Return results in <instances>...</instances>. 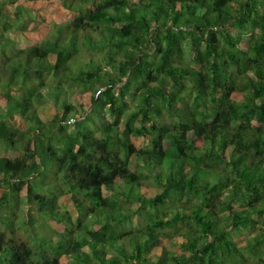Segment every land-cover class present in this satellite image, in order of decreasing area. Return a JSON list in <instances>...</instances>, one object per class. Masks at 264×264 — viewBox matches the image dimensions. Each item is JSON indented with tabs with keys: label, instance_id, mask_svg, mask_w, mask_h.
Here are the masks:
<instances>
[{
	"label": "trees",
	"instance_id": "1",
	"mask_svg": "<svg viewBox=\"0 0 264 264\" xmlns=\"http://www.w3.org/2000/svg\"><path fill=\"white\" fill-rule=\"evenodd\" d=\"M33 1L0 0V264H264V0H57L20 46Z\"/></svg>",
	"mask_w": 264,
	"mask_h": 264
},
{
	"label": "rangeland",
	"instance_id": "2",
	"mask_svg": "<svg viewBox=\"0 0 264 264\" xmlns=\"http://www.w3.org/2000/svg\"><path fill=\"white\" fill-rule=\"evenodd\" d=\"M25 9L26 10H22L19 11L20 12V17L22 16L24 19H34V23L33 26H35L34 28H30V26L32 24L27 23V27L26 29H24V31H20L18 29H13V28H9L12 29L10 32H8V34L12 37L15 38L19 45L22 46L24 44L27 43H33L34 41L40 40L42 37H45L49 32L52 31L53 26L57 23H60L62 21H66L70 18L71 15H73L74 13H76L75 10L71 11L69 9H65V8H61L58 1L57 0H37V1H33L32 4L29 3H25ZM28 10V11H27ZM10 11H12V7H10ZM10 11H7V13H10ZM29 12V14H25V12ZM11 23V21H9ZM1 28V26H0ZM183 45L186 46L185 42L182 43ZM241 44L243 45V42L241 41ZM187 48V46H186ZM190 56V53L188 52L185 56H184V60L188 61ZM72 91V92H71ZM66 95L68 94H74L76 98H83L84 100L88 101L89 99V95H90V91L89 90H81V88L77 87V86H72L71 85V89L69 88L68 91L65 93ZM234 97H240L239 94L237 93H233ZM124 100L126 102V106H123L122 108L125 109V112H127L129 109H134L136 107V105L134 104V100L133 98H130L129 95H126L124 97ZM52 105H45L43 106V110H47L48 112L52 111ZM93 111H99L98 109H92ZM102 112V111H101ZM125 115V114H124ZM124 115H120V121L123 124V118ZM174 115L176 116V118L178 120H185L188 119L187 117H185L183 115L182 112L176 111L174 110ZM109 120L110 119H115L114 116H109L107 117ZM121 124V125H122ZM133 143L135 145H139V141L140 139L137 137H131L130 138ZM17 152L14 150H9L6 148H3L0 146V154L5 155V156H12L14 154H16ZM130 166H133V164L131 163ZM151 182V180H148ZM152 185L153 184H148L147 181L144 182V184L142 183V186L140 187V193L143 195H146L148 192L152 191ZM3 188L0 187V191ZM129 195H131V191H128ZM18 194V193H15ZM58 202L60 205H64L66 206L74 215L75 212V208L72 204L71 199L69 198L68 193H63L60 195ZM24 211V208L22 206H20V209L14 211L13 214L14 217H22L23 216V212L20 210ZM140 218V217H139ZM138 218V219H139ZM132 220L134 221L135 218L132 217ZM51 225V222L49 223ZM15 226H18L19 223L18 222H14ZM33 228V233L34 236L37 234H46L49 231V228L46 227L45 225H43V221L40 219H36V221L34 222V224L32 225ZM19 233H21L20 230H18ZM180 232V231H179ZM174 233V232H173ZM176 234V233H174ZM232 236H234V239L237 240L238 243H243V242H247L249 240L250 234L249 231L247 229H239V230H232L231 231ZM22 236V234H20ZM181 235L176 234V239H180ZM165 243H167V239H165ZM62 261H64L65 259L62 257L61 258Z\"/></svg>",
	"mask_w": 264,
	"mask_h": 264
}]
</instances>
